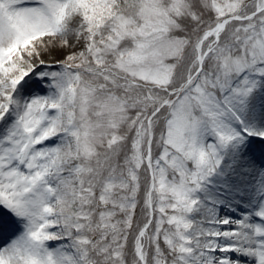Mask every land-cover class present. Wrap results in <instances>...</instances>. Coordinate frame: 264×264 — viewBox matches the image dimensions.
<instances>
[{
	"label": "snow or ice",
	"instance_id": "6c2138e0",
	"mask_svg": "<svg viewBox=\"0 0 264 264\" xmlns=\"http://www.w3.org/2000/svg\"><path fill=\"white\" fill-rule=\"evenodd\" d=\"M0 264H264V0H0Z\"/></svg>",
	"mask_w": 264,
	"mask_h": 264
}]
</instances>
